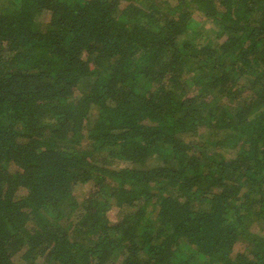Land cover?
Segmentation results:
<instances>
[{"label": "trees", "instance_id": "trees-1", "mask_svg": "<svg viewBox=\"0 0 264 264\" xmlns=\"http://www.w3.org/2000/svg\"><path fill=\"white\" fill-rule=\"evenodd\" d=\"M0 264H264V0H0Z\"/></svg>", "mask_w": 264, "mask_h": 264}, {"label": "rangeland", "instance_id": "rangeland-1", "mask_svg": "<svg viewBox=\"0 0 264 264\" xmlns=\"http://www.w3.org/2000/svg\"><path fill=\"white\" fill-rule=\"evenodd\" d=\"M166 1L170 2L171 4H174L176 2V0H166ZM193 20H194L193 27L196 28L199 26V24H201L204 21V17L201 14L194 12Z\"/></svg>", "mask_w": 264, "mask_h": 264}]
</instances>
